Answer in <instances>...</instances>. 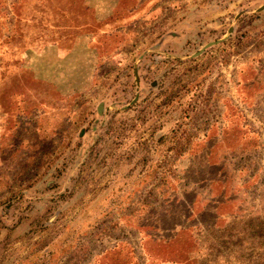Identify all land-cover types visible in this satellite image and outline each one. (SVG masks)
<instances>
[{
    "label": "rangeland",
    "instance_id": "rangeland-1",
    "mask_svg": "<svg viewBox=\"0 0 264 264\" xmlns=\"http://www.w3.org/2000/svg\"><path fill=\"white\" fill-rule=\"evenodd\" d=\"M1 1L0 37L7 38L13 0ZM77 3L88 9L71 11L69 28L88 30L74 35L67 52L51 43L17 52L19 43L2 41L0 264H97L120 241L143 263L135 229L141 207L181 184L189 151L224 120L226 143L218 149L235 148L239 83L249 88L247 102L264 94V67L257 68L264 64V10L257 11L264 0ZM263 98L242 110L244 123L239 116L263 146L235 160H251L262 183ZM199 209L215 231L236 219L226 195ZM181 261L167 256L162 264Z\"/></svg>",
    "mask_w": 264,
    "mask_h": 264
},
{
    "label": "trees",
    "instance_id": "trees-1",
    "mask_svg": "<svg viewBox=\"0 0 264 264\" xmlns=\"http://www.w3.org/2000/svg\"><path fill=\"white\" fill-rule=\"evenodd\" d=\"M77 1L13 0L8 7L13 33L7 38L0 37V50L5 39V44L11 41L19 43L17 52L33 43H51L67 52L72 47L74 35L88 30L69 28L71 25L68 24L74 20L73 10L82 7ZM2 3L0 15L3 16L6 5ZM22 9H27L26 14L23 12L20 16ZM98 24L95 20L92 23L96 27ZM91 32L97 33L95 29ZM263 67L264 64L257 68ZM247 68L251 71L256 69L254 66ZM17 76L23 78L22 74ZM30 81L32 86L39 85L34 80ZM239 84V87H244L240 90L242 93L238 89L237 100L246 109H253L264 94L252 103L247 102L242 96L245 94L243 91L249 88L245 82ZM26 91L22 93L31 96L32 92ZM233 111L240 125L238 138L234 140L235 148L230 150L224 146L218 149L226 143L220 139L228 129L224 120L221 127L214 129L212 137L198 142L196 148L191 153L189 151V164L180 172L181 184H172L157 205L141 207L135 229L140 236L139 254L144 262H139L138 252L130 242L120 241L102 251L97 264H162L167 256L181 257L180 264H264V183L261 182L260 171H253L251 160L235 164L236 159L258 152L263 143L258 132L243 124L242 109L235 105ZM221 195L231 200L236 219L233 224L215 231L199 207Z\"/></svg>",
    "mask_w": 264,
    "mask_h": 264
},
{
    "label": "water",
    "instance_id": "water-1",
    "mask_svg": "<svg viewBox=\"0 0 264 264\" xmlns=\"http://www.w3.org/2000/svg\"><path fill=\"white\" fill-rule=\"evenodd\" d=\"M264 10V4L257 10L258 12H260V11H263ZM243 13H245V12H242V13H239L238 15H236V17H235V19L234 20H237ZM232 31H233V28L231 27V28H229V30H228V34H231L232 33ZM212 45H214V43H211V44H208L207 46H205V48L204 49H206V48H208V47H210V46H212ZM200 54V53H199ZM100 111V110H99Z\"/></svg>",
    "mask_w": 264,
    "mask_h": 264
},
{
    "label": "built area",
    "instance_id": "built-area-1",
    "mask_svg": "<svg viewBox=\"0 0 264 264\" xmlns=\"http://www.w3.org/2000/svg\"><path fill=\"white\" fill-rule=\"evenodd\" d=\"M236 103L238 104L237 106H239L242 110H244V112H246L248 109H246L245 106H242L238 100H236ZM249 111V110H248Z\"/></svg>",
    "mask_w": 264,
    "mask_h": 264
}]
</instances>
